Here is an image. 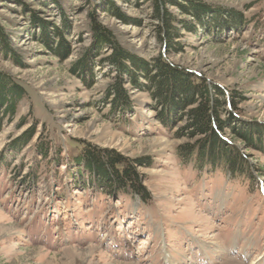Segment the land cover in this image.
I'll return each instance as SVG.
<instances>
[{"label": "rangeland", "instance_id": "rangeland-1", "mask_svg": "<svg viewBox=\"0 0 264 264\" xmlns=\"http://www.w3.org/2000/svg\"><path fill=\"white\" fill-rule=\"evenodd\" d=\"M195 1L217 14L199 22L168 2L172 16L195 26L175 22L170 48L143 0H0L12 49L0 45V72L25 90L0 128V264H264V146L247 148L225 128L222 136L247 155L250 170L232 177L219 166L194 168L177 154L193 141L181 114L166 128L139 89H129L130 111L112 112L113 69L98 58L88 77L76 69L91 47L93 12L127 51L145 60L161 55L201 75L233 97L228 109L241 124L264 125V0ZM230 12L239 24L228 25ZM56 31L69 45L64 59L48 46ZM32 127L29 141L14 147ZM77 140L150 161L136 167L148 200L93 183L78 187L79 170L68 164Z\"/></svg>", "mask_w": 264, "mask_h": 264}, {"label": "trees", "instance_id": "trees-1", "mask_svg": "<svg viewBox=\"0 0 264 264\" xmlns=\"http://www.w3.org/2000/svg\"><path fill=\"white\" fill-rule=\"evenodd\" d=\"M143 1L151 3L158 21L156 26L158 39L170 48H174V38L178 30L175 22L181 23V26L189 31H194L195 26L190 21L184 20L183 23V20L172 16L165 8L168 2L177 5L181 13L189 14L199 22L205 15L211 14L214 17L217 14V11L212 12L195 0H184V3L174 0ZM108 7L110 10L115 9L112 2H108ZM89 18L91 47L83 53L82 59L76 64V69L80 73V78L82 74L88 77L92 74L91 63L94 58H98L113 69V81L108 85L106 92L112 105V112L117 110L125 113L131 110L129 89L144 91L154 103L153 108H159L158 119L166 128L169 129L172 123L177 121L176 113L181 114L186 120L185 134L193 141L177 147V154L185 163H192L194 168L223 167L232 177L244 175L248 169L250 170L252 166L247 160V155L242 153L236 144L227 142L222 135L227 128L232 137L242 141L247 148L263 152L264 125L244 126L228 109H235L237 103L221 87L209 85L201 75L174 65L161 55L145 60L127 51L117 42L112 32L97 21L93 12H90ZM214 19L220 21V18ZM226 20L228 25L233 26L241 22L240 17L232 12L228 14ZM56 32L55 46H52V41L48 46L56 56L64 59L70 53L69 45L61 32ZM0 45L5 52H12L1 27ZM101 50L109 52L99 57ZM24 95L25 90L19 82L0 72V128L4 120L9 121L13 118L18 102ZM223 113L228 115L227 119L222 118ZM34 128L26 132L14 147L24 146L31 138ZM77 142L81 143L80 140ZM47 151V147L42 144L37 150L41 156H46ZM68 164L79 170L75 182L82 190L93 183L107 194L113 195L123 191L135 193L144 201L149 198L142 185L143 177L136 170L137 166L150 164L146 159H130L114 150L99 149L92 144L81 143L79 150L69 157Z\"/></svg>", "mask_w": 264, "mask_h": 264}, {"label": "bare ground", "instance_id": "bare-ground-1", "mask_svg": "<svg viewBox=\"0 0 264 264\" xmlns=\"http://www.w3.org/2000/svg\"><path fill=\"white\" fill-rule=\"evenodd\" d=\"M259 257V256H258ZM254 261H251V263H253Z\"/></svg>", "mask_w": 264, "mask_h": 264}]
</instances>
